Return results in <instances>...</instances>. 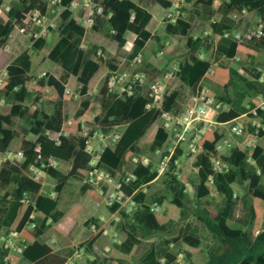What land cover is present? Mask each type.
<instances>
[{"label": "trees", "instance_id": "1", "mask_svg": "<svg viewBox=\"0 0 264 264\" xmlns=\"http://www.w3.org/2000/svg\"><path fill=\"white\" fill-rule=\"evenodd\" d=\"M172 1L96 0L103 12L95 15L89 53L83 47L86 11L83 7L72 10L74 0L58 4L62 25L54 43L48 35L37 36L32 30L33 13L38 10L48 17L54 6L51 0H0V49L7 46L16 29L31 33V47L7 66L0 83V100L10 104L7 112L0 113V153L13 148L25 154L19 167L0 172L5 188L0 197V231L19 234L25 247L22 254L10 255L4 244L0 245V264H5L6 258L8 264H18L19 255L31 264H66L69 256L59 254V247L72 245L81 230L89 236L87 229L93 225L97 232L79 245L93 258L80 264H194L186 246L203 251V264H264V147L234 145L221 150L219 144L225 136L218 130H206L198 140L201 151L195 157L194 176L182 175L184 152L180 147L160 174V162L144 166L134 163V158L143 144H150V152L158 154L174 138L160 119V111L176 113L182 92H167L161 109L148 108V85L135 88L131 95L107 86L99 98L92 92L102 80L122 74L117 58L121 51L130 53V67L150 40H160L149 26L155 18L164 19ZM190 4L211 10L214 0H187L186 12ZM220 14L208 34L196 39L187 14L175 24L164 19L167 32L186 37L191 51L211 52L218 46V55L225 54L230 61L213 69L209 60L195 57L180 64L175 77L195 92L205 78L223 88L226 92L222 94L210 90L218 104L231 106L218 121L241 120L246 136L264 139V38L237 43L225 37L244 20L264 22V0H228ZM49 31L54 29L49 27ZM172 50L170 47L168 52ZM34 52L42 56L37 66ZM56 65L64 70L62 78L54 74ZM173 65L171 60H160L152 67L164 78ZM74 103L79 108L70 118L67 110ZM19 119L29 124L33 138L17 130ZM119 127L124 131L103 151L100 165L115 176H136L135 181H123L122 187L135 203L131 211L120 209L119 204L107 207L105 196L84 182L92 158L86 151V133H110ZM49 132L60 134L59 140L52 139ZM216 158L229 165L228 171H215ZM126 165H130L129 172L123 171ZM33 168L56 180L55 196L43 193L45 178L37 179ZM69 185L115 215L112 224L117 240L106 256L95 249L105 231L97 219L78 225L73 234L66 233L73 220L60 209V202ZM49 235L56 236V241ZM145 242L149 245L143 248ZM181 253L183 263L179 262Z\"/></svg>", "mask_w": 264, "mask_h": 264}, {"label": "built area", "instance_id": "2", "mask_svg": "<svg viewBox=\"0 0 264 264\" xmlns=\"http://www.w3.org/2000/svg\"><path fill=\"white\" fill-rule=\"evenodd\" d=\"M61 0H51L53 5H58ZM187 0H173L172 6L166 11L164 19L169 23L175 24L181 18L186 16L185 6ZM80 7H83L86 11V18L84 26L86 28V38L83 42V47L86 48L85 42L88 35L91 32V27L95 23V15L101 14L103 12L102 7H100L96 0H74L72 10L76 11ZM1 12V11H0ZM45 18L42 17L40 11L36 10L32 16V24L37 27H42L44 25ZM24 32V30H21ZM37 36H41L38 35ZM225 37L232 39L237 43H243L245 41H251L254 39L264 38V22H260L252 27L244 28L240 27L234 31H227ZM144 64L143 54L137 55L131 62V70L134 71L132 76L123 75L120 73L113 74L107 78V87L113 91L119 89L120 93H128L131 95L135 88L146 86L147 84V73L143 70H138ZM180 71L179 64H174L171 70L164 76V78H158L148 85L149 96L151 98V103L148 105L149 109L152 108H162L163 102L165 100V95L168 90V82L173 79L176 74ZM213 73V72H212ZM7 71H5L1 78L0 83L6 77ZM220 104L217 103L216 99L211 95L210 90L206 87H199L197 91L192 95L190 101L183 112L174 113L167 111H160V119L162 120L164 126L173 132L174 134V149L171 155L166 156L159 165V172L162 174L171 159V156L176 151V149L183 144L189 143V150L193 154H198L201 148L198 146V140L200 139L201 133L206 130H215L218 123L215 120L214 111L220 108ZM202 125V128H199ZM258 127L260 125L258 124ZM198 131V132H197ZM196 133L195 138L194 133ZM231 132L236 137H242L245 135V128L243 124L234 125ZM49 135L52 139L58 141L60 134L51 133ZM87 137L86 151L91 155L90 168L85 177L84 182L89 185L90 188L96 190L99 194L105 196V205L107 207H113L116 204L120 205V209L132 210L135 206L132 196L126 195L122 191L123 181L129 183L136 180V176L133 173H128L126 177H122L120 173L116 176L113 175L109 170L105 169L100 165L101 156L103 151L107 148L106 145L111 139L113 143H116L119 139V135H106L105 133L98 131L89 136L88 133L85 135ZM255 143L251 139L247 142V147L254 146ZM234 144L224 138L219 147L231 148ZM25 161V154L23 151H16L13 148L0 153V172L4 168L8 167H19ZM135 163H141L144 166H149L151 161L147 157L141 159H134ZM215 171L223 173L228 171L229 165L220 160L214 159ZM35 171L36 178L39 179L44 176L40 169L33 168ZM122 179V180H121ZM156 210H160L158 206H155ZM92 232H97V227L92 226ZM4 247L9 250L10 255L22 254L25 247V240H21V236L17 233H11L8 236L2 238ZM22 241V244L20 243ZM95 249L102 256H106L110 252V247H105L100 249L95 247ZM93 258L85 247L76 246L73 255L69 256L66 264H80L83 259ZM184 255L181 253L179 255V262L183 263ZM9 263V258L5 259V264Z\"/></svg>", "mask_w": 264, "mask_h": 264}, {"label": "rangeland", "instance_id": "3", "mask_svg": "<svg viewBox=\"0 0 264 264\" xmlns=\"http://www.w3.org/2000/svg\"><path fill=\"white\" fill-rule=\"evenodd\" d=\"M6 1H9V0H6ZM61 12H62L61 7L59 5H54L51 9L49 16L45 18L44 25L42 27H37V26L32 25V30H34L38 35H43V36L48 35V39L52 43H54L57 40L59 29L62 25V19L60 16ZM49 27H52L54 29V32H50ZM155 29H156L155 27H152V30H155ZM155 34L157 36H159L164 42L171 44L170 46H172L174 49L171 53H167L163 49L162 50L159 49V53H162V55H161L162 57L169 56V55L171 57H173L174 55H180L183 52H188V48L186 47V38L185 37L176 36V35H172V34L165 35L164 30H157V32L155 31ZM90 36H91V32L88 35L87 40L85 42V45H87V51L89 53L92 51L91 47L89 46ZM30 37H31V33L27 34L25 32H22L19 29H16L13 32V34L11 35V38H10L7 46L3 49H0V78H1L2 74L6 71L7 66L14 60V58L17 57L19 54H21L23 51H25L31 47ZM157 43L158 42L154 41V40H151L148 42V44L145 48V58L147 60H152L154 53L158 50ZM127 56H128L127 51H121L117 56L118 60L123 63V66H122L124 68V73H122L123 75H129V74L134 73V71H132L130 69V67L128 66ZM33 58H34L35 66H37L42 60V56L36 52L33 53ZM173 61H174V59L171 60V63H173ZM175 62H177V61H175ZM56 67H57V70H55L54 74L58 78H62L64 75V70L62 69L61 66L56 65ZM140 69L142 70L143 66L140 67L138 70H140ZM159 75L160 74L154 75L153 73L148 72L147 73V84L149 85L151 82L158 79L160 77ZM204 85L207 87H208V85L212 86L215 89L219 87L217 84L210 82L208 80H205ZM106 86H107V80L104 79L99 84V86L94 90V93L97 96V98L102 96V91H103V89H105ZM173 87H175L176 89H178L182 93H184V97L186 96V98H183L182 101H183L184 105H187L189 103V97L188 96L189 95L191 96V94L193 92L190 89H188L185 85H183V83L177 77H174V80H173L171 85L169 84V90H167V92L172 91ZM186 90L188 93L186 92ZM9 107H10L9 103L0 100V111L1 112L7 111L9 109ZM78 108H79L78 103H74V104H71L69 106L67 112H68V115L70 116V118H74ZM236 124H237V121H235L234 123L227 124L225 126L227 128L229 127L231 129ZM17 129L21 130L29 138H33L32 135L30 134V126L24 119L18 120ZM197 132L194 133V137H192V140H193V138H195ZM242 137H244L246 139L245 145H244L246 148L247 142H248V139H247L248 137L246 135H244ZM242 137H238V138H242ZM235 138H236V136H235ZM257 140H260V139L257 138ZM173 141H174V138H171V140L169 141L167 146L162 151H160L158 154L151 153L150 152V146H149L150 144L145 143L140 147L138 156H140V157L146 156V157H149L151 161L161 162L166 157L167 152L171 153L173 151V149H174V142ZM261 144L264 145V139L261 140ZM180 148L184 152L183 156L180 159V168L182 171V175L186 176V177L194 176L197 173L195 165H194L196 154H193L189 150V143L183 144L182 146H180ZM125 171L129 172L130 167L126 166ZM44 176H46V175H44ZM55 183H56L55 179H53L50 176H46L43 193L46 194L49 191H54V189H50L51 188L50 186H52V184H55ZM156 187H158V183L155 186V188ZM237 191L240 192L238 189H237ZM4 192H5V188L0 183V197L3 195ZM61 199H62L61 200V208L66 210V211L72 212V214L74 216H70V217L75 218L76 223L77 222L84 223L85 219H89L91 217H96L100 214L104 215L105 221L109 220V222L107 223L108 224L107 228H109V232L107 235L103 234V236L100 238V241L97 244V246L100 249H104L105 247H109L112 244V240H113V237L111 235V232L113 231L112 222L115 218H112L113 215L111 216V214H109L107 212V209L105 208L104 205H99V204H96L95 202L89 200V198L87 196L82 194V192L80 191L79 188L73 187L71 185L66 187V189L64 190V192L61 196ZM241 207H242V204H241ZM240 210H242V208H240ZM73 225H74L73 228L76 229L78 224L76 225L75 223H73ZM87 231H89V230L87 229ZM78 234H77V236H78ZM2 235H4V233L0 232V237ZM6 235L7 234H5V236ZM48 237L52 238L53 236L49 235ZM83 237H84V235H81L82 239H83ZM82 239H80V240H82ZM148 245L149 244L147 242H145L143 244V248L147 247ZM75 248H76V246L72 250L71 254L68 256L73 255V253L75 252ZM185 250L192 254L194 264H203V261H204L203 251L195 250V249H192V248L187 247V246L185 247ZM143 251L144 250L141 249L140 253ZM19 256L21 257V255H19ZM26 262H27L26 260H22L21 264H25Z\"/></svg>", "mask_w": 264, "mask_h": 264}, {"label": "crops", "instance_id": "4", "mask_svg": "<svg viewBox=\"0 0 264 264\" xmlns=\"http://www.w3.org/2000/svg\"><path fill=\"white\" fill-rule=\"evenodd\" d=\"M228 0H214V5H213V8L211 9V10H209L208 8H206V7H204V6H194L193 4H190L189 6H188V9H187V12H186V14H187V18H189V20L193 23V30H192V36L196 39V38H199V37H202V36H205V35H207L208 34V32H209V27H210V25L212 24V23H214V22H217V21H219L220 19H221V14H220V8L227 2ZM256 23L255 22H253V21H243L242 22V25H241V27H244V28H248V27H252V26H254ZM152 27H155L156 29L155 30H152ZM149 30L152 32V34L155 36V37H158L160 40H157L156 38H153L152 40H154V41H157L158 43H157V45H158V50L154 53V56H153V58H152V60H147L146 58H145V50H144V52L142 53L143 54V56H144V64H147L148 66H150V68L149 69H144V66H143V71H145L146 73H148V72H151V73H153L154 75L155 74H157L156 72H154V68L152 67L153 65H156L160 60H162V61H169V60H173L174 59V61H173V63L175 64H182V63H184V62H186V61H188V62H191V61H193L194 60V58L195 57H198V58H200V59H205V60H209L211 63H212V65H213V69L216 67V66H218V65H220V64H222V63H224V64H230V61L226 58V56H225V54H223V55H221V56H219L218 55V46H215L213 49H212V51L211 52H208V51H206L205 49H202L201 51H198V52H195V51H191L189 48H188V46H187V38H186V47L188 48V52H183L182 54H180V55H174L173 57H171L170 55L169 56H165V57H162L161 55H162V53H159V49H163L164 51H166L167 53H171V52H168V50L170 49V47H172V46H170L171 44H168L167 42H164L159 36H157L156 34H155V31L157 32V30H164L165 31V35H168L169 33L167 32V27H166V24L164 23V19L163 18H155V19H153L152 20V22H151V24H150V26H149ZM151 41V40H150ZM148 44V43H147ZM147 46V45H146ZM146 48V47H145ZM173 48V47H172ZM240 57L239 56H237L236 57V59H239ZM129 60H130V53L128 52V56H127V62L129 63ZM175 61H177V62H175ZM121 64H120V67H121V71H122V73H124V68L122 67L123 66V63L122 62H120ZM127 66V65H126ZM56 70H57V68H56ZM127 76H129V75H127ZM205 80H208V79H203L202 80V82L200 83V85L202 86V87H206V88H208L209 90H212V91H215V92H217L218 94H222V92H226L225 90H223V88H221V87H218V88H213L212 86H209L208 85V87L207 86H205L204 85V82H205ZM208 81H210V80H208ZM102 82V81H101ZM100 82V83H101ZM210 82H212V81H210ZM99 83V84H100ZM99 84L96 86V88L99 86ZM184 85V84H183ZM187 87V86H186ZM95 88V89H96ZM188 89H190L189 87H187ZM94 89V90H95ZM94 90L92 91L93 93H94ZM168 90H169V83H168ZM173 90H178V89H176L175 87H173ZM191 90V89H190ZM192 91V90H191ZM186 92H187V90H186ZM193 93L191 94V96L189 95L188 97H189V101H190V98L192 97V95L195 93V91H192ZM188 93V92H187ZM95 94V93H94ZM183 98H186V96L184 97V93H182V96L179 98V106L177 107V109H176V113H181V112H183L184 111V109L186 108V106L188 105H184L183 104ZM188 99V98H187ZM185 106V107H184ZM230 110H231V106L230 105H228V104H221V106H220V108L217 110V111H214L212 114L214 115V117H215V120H216V122L218 123V126H216V129L215 130H218L220 133H222L224 136H225V138H227V139H229L231 142H232V144H234V145H236V146H238V147H240V148H242V149H244L245 148V141H246V139L244 138V137H242V138H238V137H236L235 138V136L232 134V132H231V129L228 127H226L225 125H227V124H230V123H234L235 121H237V124H242L243 122L241 121V120H234V121H232V122H228V123H225V124H221L219 121H218V118L220 117V114L221 113H223V112H225V113H228V112H230ZM8 111V110H7ZM7 111H4V112H1L0 111V113H5V112H7ZM222 117V116H221ZM255 123H259V121H255ZM18 124V123H17ZM236 124V125H237ZM225 126V127H224ZM16 128H17V126H16ZM199 128H202V125H200V127ZM19 132H21V133H23L21 130H19V129H17ZM124 131V128L123 127H119V128H116V129H114L112 132H110V133H105L106 135H110V136H112V135H121V133ZM24 134V133H23ZM27 136V135H26ZM248 138V140L250 139H252L253 141H254V143L255 144H261V140L262 139H260V140H257V137H254V136H247ZM115 143H113L112 141H111V139H109V141H108V143L106 144V145H108L107 147H110V146H113ZM262 145V144H261ZM263 147H264V145H262ZM227 148L226 147H221V150H226ZM143 157H146V156H136L134 159H141V158H143ZM147 158H149V157H147ZM150 159V158H149ZM151 161V160H150ZM135 163V162H134ZM126 166H129L130 167V165H126ZM125 166V167H126ZM125 167L123 168V171L125 172ZM46 176H48V175H46ZM46 176H44V178L46 177ZM44 186H45V184H44ZM55 186H56V183L55 184H52V186H50L51 188L50 189H54V191H49V192H47L46 194L47 195H52V196H55L56 194H55ZM43 190H44V188H43ZM5 193V192H4ZM3 193V194H4ZM62 200V199H61ZM90 200V199H89ZM92 201V200H91ZM94 202V201H93ZM96 204H98V203H96ZM100 205V204H99ZM60 209L62 210V211H64L65 213H66V215L68 216V217H70V216H74L73 214H72V212H69V211H66V210H64V209H62L61 208V202H60ZM107 212H108V210H107ZM109 213V212H108ZM113 215V216H112ZM111 216H112V218H115V215L114 214H111ZM70 218H72V217H70ZM90 219H97L100 223H101V227L105 230L104 231V234L105 235H107L108 234V232H109V228H107V223L109 222V220H106L105 221V217H104V215H102V214H100V215H98V216H96V217H91V218H89V219H85L84 220V223H80V222H77L76 223V220H75V218H72V220H73V223H75L76 225L78 224L79 226L80 225H84L88 220H90ZM73 223L71 224V225H69V227H67V234L68 235H70V234H73V232H75V229L73 228ZM77 225V226H78ZM55 226V225H54ZM112 227H113V231L111 232V235H112V237H113V240H112V244L114 243V242H116V240H117V235H116V233H115V230H114V226H113V224H112ZM89 231H88V233H90V235L88 236L87 235V233H84L83 232V230H81L80 232H79V234H78V236H77V234L75 235V238H74V241H73V244L72 245H69V246H64V245H62V246H60L59 247V249L57 250V252L59 253V254H61V255H63V256H68V255H70L71 254V252H72V250L74 249V247L75 246H78V245H80L81 243H84L85 241H87V240H89L90 238H91V236H93V233H92V231H91V229H88ZM0 232H3L4 233V235H2L1 237H0V245H3L4 243H3V241H2V238L5 236V234H7L6 236H8V235H10V233H8L5 229L4 230H2V231H0ZM86 234V235H85ZM81 235H84V237H83V239L81 238ZM50 236H53L51 239H53L54 241H56V236H54V235H50ZM103 236V235H102ZM101 236V237H102ZM48 237V236H47ZM49 238V237H48ZM80 239H82V240H80ZM79 240V241H78ZM104 240V239H103ZM99 241H100V239H99ZM99 241H98V243H99ZM112 244L109 246V247H111L112 246ZM19 257V262H18V264H21V261L22 260H26L25 258H23L22 256L20 257V256H18ZM27 261V260H26ZM25 264H31L29 261H27Z\"/></svg>", "mask_w": 264, "mask_h": 264}]
</instances>
